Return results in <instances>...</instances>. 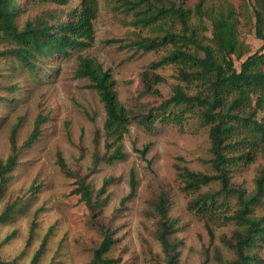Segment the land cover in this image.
<instances>
[{"label":"rangeland","instance_id":"obj_1","mask_svg":"<svg viewBox=\"0 0 264 264\" xmlns=\"http://www.w3.org/2000/svg\"><path fill=\"white\" fill-rule=\"evenodd\" d=\"M83 1L69 0L66 6H58L42 0H19V28L25 29L28 22L35 23L50 11L65 19L70 11H81ZM96 1L98 14L89 45L77 47L67 56L40 58L36 71L24 68L9 53L14 43L0 38V52H7L0 56V163H6L14 147L19 151L18 164L8 180L2 184L0 179V215L18 199L23 200L19 205L29 202L25 211H12L10 220L0 222L1 258L16 264H34L37 256L36 264H91L108 229L116 244L106 258L120 259L122 264H167L169 256L156 236L158 216L152 214L150 203L165 193L170 201L168 216L179 227L178 255L173 264L234 260L223 239L233 237L238 226L220 218L224 208L213 219L190 208L192 196L183 191L178 177L179 167L211 172L201 160L209 156L207 128L196 124L181 131L175 125H158L147 130L132 124L124 140L125 157L113 164L103 160L106 111L91 80L78 75L79 58L101 63L112 74L120 101L137 113L136 108L161 101L145 98L138 107L134 102L143 87L142 73L166 52L131 48L130 37L137 30L126 27L120 16L111 12L115 0ZM242 40L250 52L240 61L235 59L238 69L248 56L264 53L254 29L244 28ZM156 73L164 78L159 85L163 99L184 85L175 65L161 67ZM6 99L11 102L4 104ZM36 129L38 139L28 144ZM262 163L258 156L244 171L233 174L231 183L252 192ZM131 172L138 182L132 196ZM82 187L90 190V203ZM258 214L264 216V208Z\"/></svg>","mask_w":264,"mask_h":264},{"label":"trees","instance_id":"obj_2","mask_svg":"<svg viewBox=\"0 0 264 264\" xmlns=\"http://www.w3.org/2000/svg\"><path fill=\"white\" fill-rule=\"evenodd\" d=\"M42 1L58 6L69 3V0ZM113 3L111 12L120 16L126 27L137 30L130 37L131 48L166 53L142 73L143 87L134 100L137 107L145 98L161 101L158 105L136 108L137 113L120 101L116 82L101 63L79 58L78 75L91 80L106 111L103 160L113 164L125 157L124 140L132 124L147 130L158 125H175L181 131L196 124L207 128L209 156L201 160L212 173L178 168L183 191L192 196L190 208L211 219L224 208L220 218L238 226L233 237L223 239L235 256L225 264H264V216L258 214L264 208V53L248 56L240 69L235 64V59L240 61L250 52L242 40V30L246 27L255 30L264 50V0H239L238 4L232 0H115ZM20 11L19 0H0V38L14 43L9 53L30 71L37 70L36 61L40 58L67 56L71 50L88 46L93 40V20L98 14L96 0H84L81 11L74 9L65 19L50 11L35 23L28 22L23 30L17 22ZM6 53L0 52V56ZM166 65L178 68V78L184 85L177 86L171 97L163 99L159 85L164 78L156 71ZM7 102L11 99H6L4 104ZM38 136L36 129L28 144H33ZM13 151L5 164L0 163L2 184L18 164L19 151L16 147ZM258 156L263 163L256 170L255 189L248 192L232 184V175L244 171ZM215 182L218 183L213 187ZM137 184L135 173L131 172L130 196L136 192ZM205 187L210 188L205 190ZM82 188L90 203V190ZM2 190L0 185V194ZM105 190L104 187L101 192ZM21 200L6 208L0 222L10 220L12 211L22 213L27 209L29 202L19 205ZM104 202L103 199L99 204ZM150 203L152 214L158 216L156 236L169 256L167 264H173L178 255L179 227L168 216L170 201L161 193ZM206 225L213 236L208 221ZM104 231V239L95 250L91 264H122L120 259L105 257L116 241L110 230ZM38 259L39 256L34 264ZM0 264L16 262L5 261L0 256Z\"/></svg>","mask_w":264,"mask_h":264}]
</instances>
